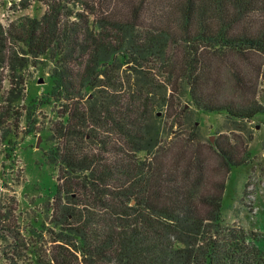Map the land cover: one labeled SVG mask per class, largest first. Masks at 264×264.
<instances>
[{"label":"trees","instance_id":"trees-1","mask_svg":"<svg viewBox=\"0 0 264 264\" xmlns=\"http://www.w3.org/2000/svg\"><path fill=\"white\" fill-rule=\"evenodd\" d=\"M37 1L42 16L0 21L6 156L37 132L44 106L56 117L48 131L58 190L39 230L45 247L30 250L36 262L264 264L258 233L223 225L226 184H210L202 152L172 133L184 119L195 135L192 108L236 122L264 112L220 98L217 75L235 59V88L255 92L264 0ZM47 66L50 93L22 106L29 71ZM214 151L227 173L250 158L220 144Z\"/></svg>","mask_w":264,"mask_h":264},{"label":"rangeland","instance_id":"rangeland-1","mask_svg":"<svg viewBox=\"0 0 264 264\" xmlns=\"http://www.w3.org/2000/svg\"><path fill=\"white\" fill-rule=\"evenodd\" d=\"M19 2L0 0V21L7 23L25 16L40 17L47 9L43 3L32 0L31 6L22 10L19 5L15 7ZM231 60L232 63L221 62L217 72L221 82L220 98L228 102L234 100L239 105L253 102L257 107H264V57L254 60L260 64L259 72H256L260 77L256 78L255 73L254 94L235 88L231 65L237 64V61ZM49 67L29 71L30 81L22 106H28L42 94L50 93ZM191 111L195 116L192 122L196 127L195 135H192L184 119H181L182 127L172 126V133H184L183 138L194 142L192 151L202 152L207 160L206 174L210 184L217 181L226 184L221 210L223 225L258 233L260 239L257 245L264 249V112L253 120L236 122L224 114L207 113L195 108ZM41 114L37 132L19 141L10 157L6 156L4 144L0 143V264H38L30 253L32 245L45 247L39 230L46 219L45 205L57 194L58 168L49 157L52 145L48 122L56 118L54 109L44 106ZM170 124L167 130L172 128ZM25 125V122L21 125L23 130ZM216 144L225 148L235 147L239 158L248 151L250 158L247 164L233 167L227 173L222 159L214 151ZM179 147L177 144L176 151ZM17 234L18 242L14 239Z\"/></svg>","mask_w":264,"mask_h":264},{"label":"built area","instance_id":"built-area-1","mask_svg":"<svg viewBox=\"0 0 264 264\" xmlns=\"http://www.w3.org/2000/svg\"><path fill=\"white\" fill-rule=\"evenodd\" d=\"M19 1H20V0H19ZM9 9H10V8H9ZM13 21H15V20L8 21L7 23H4L3 21H1V23H2L3 25L7 26V25H9L10 23H12Z\"/></svg>","mask_w":264,"mask_h":264}]
</instances>
